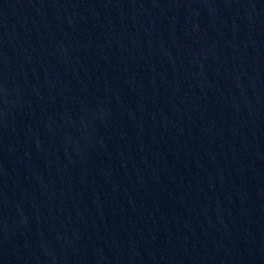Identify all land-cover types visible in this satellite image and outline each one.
Returning <instances> with one entry per match:
<instances>
[{
	"label": "water",
	"instance_id": "water-1",
	"mask_svg": "<svg viewBox=\"0 0 264 264\" xmlns=\"http://www.w3.org/2000/svg\"><path fill=\"white\" fill-rule=\"evenodd\" d=\"M0 264H264V0H0Z\"/></svg>",
	"mask_w": 264,
	"mask_h": 264
}]
</instances>
